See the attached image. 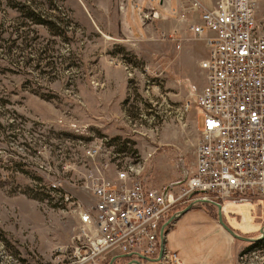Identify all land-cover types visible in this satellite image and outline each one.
Here are the masks:
<instances>
[{
	"label": "rangeland",
	"instance_id": "obj_1",
	"mask_svg": "<svg viewBox=\"0 0 264 264\" xmlns=\"http://www.w3.org/2000/svg\"><path fill=\"white\" fill-rule=\"evenodd\" d=\"M151 2L0 0V264H52L76 232L62 197L89 204L83 186L98 170L114 179L115 164L141 160L146 184L174 190L194 170L205 83L197 60L207 49L174 15L144 18L160 12ZM31 10L53 25L33 23ZM241 203L257 225L233 229L252 239L233 238V264H264V196ZM201 205L217 213L212 203L192 207Z\"/></svg>",
	"mask_w": 264,
	"mask_h": 264
},
{
	"label": "built area",
	"instance_id": "obj_2",
	"mask_svg": "<svg viewBox=\"0 0 264 264\" xmlns=\"http://www.w3.org/2000/svg\"><path fill=\"white\" fill-rule=\"evenodd\" d=\"M180 1L185 12L199 11L189 31L204 36L208 51L199 64L205 83L196 95L202 124L194 170L176 190L171 184H146L141 160L115 164L114 179L98 170L83 186L92 197L89 204L62 197L76 214V232L70 246L54 249L52 264L178 262L165 239L182 204L206 199L222 206L264 196V17L256 14L259 0ZM95 152L85 149L88 157Z\"/></svg>",
	"mask_w": 264,
	"mask_h": 264
},
{
	"label": "crops",
	"instance_id": "obj_3",
	"mask_svg": "<svg viewBox=\"0 0 264 264\" xmlns=\"http://www.w3.org/2000/svg\"><path fill=\"white\" fill-rule=\"evenodd\" d=\"M148 1L152 4V0ZM157 1L160 6V12H158L161 14L162 20L174 15L179 25L178 30H182L183 34H190L193 37V41H200L206 47L204 36L198 37L189 31V22L199 14V11L192 13L189 11L185 12L184 3L180 0H176L175 10L171 8L170 0ZM210 1L202 0L201 2L208 5ZM154 9L151 8L149 10L153 13ZM177 33L180 35L178 31ZM207 53L208 51L206 52V56H202L197 60L198 65L201 60L207 57ZM202 72L204 73L203 70ZM221 207H223V219L232 229L242 228V230L246 231L255 229L257 224L255 225L256 222L252 220L250 206L247 203L232 204L225 202ZM229 213L230 216L227 215ZM216 214L210 207L201 205L192 207L174 219L167 232L165 245L166 249L175 254L179 264L234 263V258L240 246L237 244V241H234V237L219 224ZM235 217H239V220Z\"/></svg>",
	"mask_w": 264,
	"mask_h": 264
},
{
	"label": "water",
	"instance_id": "obj_4",
	"mask_svg": "<svg viewBox=\"0 0 264 264\" xmlns=\"http://www.w3.org/2000/svg\"><path fill=\"white\" fill-rule=\"evenodd\" d=\"M152 16L154 18H159L161 16V14L154 10L153 13H152ZM200 202L202 203H212L213 205L216 206L217 208V219H218V222L219 224L230 234L232 235L234 238H238V239H241V240H248V241H251L252 239L251 238H248V237H244V236H241L239 234H237L231 227H229L224 221H223V215H222V208H221V205L219 203H215V202H211V201H208L206 199H201ZM192 206L191 205H188L187 207H185V209H183L180 214L188 211L189 209H191ZM173 219V218H172ZM261 232H263L264 234V231L261 230ZM256 240V239H254ZM162 249H163V242L161 243V247H160V253L159 255H161V252H162ZM159 259H155L153 260V262H158ZM126 264H131V263H126ZM135 264H140L139 262L135 263Z\"/></svg>",
	"mask_w": 264,
	"mask_h": 264
},
{
	"label": "trees",
	"instance_id": "obj_5",
	"mask_svg": "<svg viewBox=\"0 0 264 264\" xmlns=\"http://www.w3.org/2000/svg\"><path fill=\"white\" fill-rule=\"evenodd\" d=\"M25 16L30 17L32 19L33 23H35V24H40V25H45V26L53 25V23L51 21H49L47 19L45 20V19L40 18V16H38V14H35L33 10L28 11V13ZM34 17H35V19H34ZM36 17H38V18H36Z\"/></svg>",
	"mask_w": 264,
	"mask_h": 264
},
{
	"label": "bare ground",
	"instance_id": "obj_6",
	"mask_svg": "<svg viewBox=\"0 0 264 264\" xmlns=\"http://www.w3.org/2000/svg\"><path fill=\"white\" fill-rule=\"evenodd\" d=\"M221 208H223V207H221ZM224 210V209H223ZM246 212H247V210H245ZM248 214V213H247ZM242 219V218H241Z\"/></svg>",
	"mask_w": 264,
	"mask_h": 264
}]
</instances>
